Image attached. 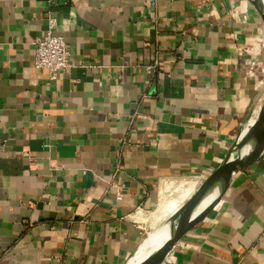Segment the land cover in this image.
<instances>
[{
	"label": "crops",
	"instance_id": "obj_1",
	"mask_svg": "<svg viewBox=\"0 0 264 264\" xmlns=\"http://www.w3.org/2000/svg\"><path fill=\"white\" fill-rule=\"evenodd\" d=\"M50 13L57 72L35 62ZM263 92L250 0H0V264H126ZM165 264H264V153Z\"/></svg>",
	"mask_w": 264,
	"mask_h": 264
},
{
	"label": "water",
	"instance_id": "obj_2",
	"mask_svg": "<svg viewBox=\"0 0 264 264\" xmlns=\"http://www.w3.org/2000/svg\"><path fill=\"white\" fill-rule=\"evenodd\" d=\"M250 2L264 22V0H250ZM242 131L243 127L224 161L202 181L182 206L157 228L163 230L161 236L166 233L169 238L141 261L135 262L137 251L126 264H165L180 241L204 221L223 200L239 171L261 159L264 153V107L257 118L245 155L238 154ZM89 178L91 179V176Z\"/></svg>",
	"mask_w": 264,
	"mask_h": 264
},
{
	"label": "built area",
	"instance_id": "obj_3",
	"mask_svg": "<svg viewBox=\"0 0 264 264\" xmlns=\"http://www.w3.org/2000/svg\"><path fill=\"white\" fill-rule=\"evenodd\" d=\"M57 29L58 19L50 13L46 35L35 41L36 66L48 68L51 72L65 70L73 66L70 60V52L66 48V42L62 36L56 33ZM153 68L155 66H149L150 70ZM206 177L199 178L195 186H199ZM116 196L120 201L124 199V194L119 188H117Z\"/></svg>",
	"mask_w": 264,
	"mask_h": 264
},
{
	"label": "bare ground",
	"instance_id": "obj_4",
	"mask_svg": "<svg viewBox=\"0 0 264 264\" xmlns=\"http://www.w3.org/2000/svg\"><path fill=\"white\" fill-rule=\"evenodd\" d=\"M263 107H264V92L262 98H260L256 107L254 108L255 110L253 112L251 119L244 124L243 131L240 134L238 154L245 155L248 152L249 141L251 139L257 118L259 117ZM156 230L157 228L142 243L141 247L137 252V256L134 260L135 262L141 261V259L149 255L154 249L159 248L169 238V235L166 233L164 236H161L162 233H164L163 230L162 231L161 229L157 231Z\"/></svg>",
	"mask_w": 264,
	"mask_h": 264
},
{
	"label": "rangeland",
	"instance_id": "obj_5",
	"mask_svg": "<svg viewBox=\"0 0 264 264\" xmlns=\"http://www.w3.org/2000/svg\"><path fill=\"white\" fill-rule=\"evenodd\" d=\"M180 184L179 183H174L173 185H172V188H170L169 189V195H171V198L172 197H174L179 191L177 190V187L179 186ZM184 187H188V186H184ZM198 187V186H197ZM196 187V188H197ZM154 232V229L153 230H151L150 232H149V234H151V233H153ZM148 234V235H149Z\"/></svg>",
	"mask_w": 264,
	"mask_h": 264
}]
</instances>
